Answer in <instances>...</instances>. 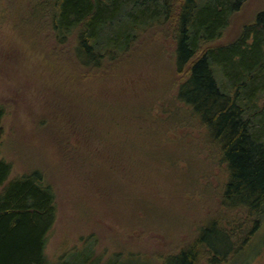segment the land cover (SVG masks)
<instances>
[{
  "label": "rangeland",
  "instance_id": "374dc122",
  "mask_svg": "<svg viewBox=\"0 0 264 264\" xmlns=\"http://www.w3.org/2000/svg\"><path fill=\"white\" fill-rule=\"evenodd\" d=\"M263 9L264 0H245L209 46L236 40ZM50 12L43 0H0V105L5 107L0 155L12 165L9 179L40 169L55 187L57 213L46 246L49 262L61 257L79 261L93 254L90 261L104 263L120 253L125 259L140 256L161 264L190 245L202 225L217 220L242 242L237 264H264V217L255 227L244 210L222 204L227 172L216 149L204 140V129L192 118L171 123L163 113L171 106L179 79L171 65L176 44L168 27L147 29L120 57L124 68L131 64L127 59L135 60L123 84L132 90L126 102L135 115V122L127 121L135 137L129 140L126 133L125 156L111 159L101 143L85 138L94 150L78 157L66 141L67 131L73 127L70 118L85 117L92 96L70 82L78 69L73 39L57 40ZM115 83L109 80L108 86ZM113 93L107 102L117 109L122 99L118 91ZM143 103L150 105L152 119L164 122L162 136L142 133L148 122L156 125L135 113ZM181 105L177 107L183 113ZM118 147L113 143V150ZM106 162L111 172L99 169Z\"/></svg>",
  "mask_w": 264,
  "mask_h": 264
},
{
  "label": "trees",
  "instance_id": "16d2710c",
  "mask_svg": "<svg viewBox=\"0 0 264 264\" xmlns=\"http://www.w3.org/2000/svg\"><path fill=\"white\" fill-rule=\"evenodd\" d=\"M43 1L47 8L51 6L57 40L65 43L73 39L78 69L72 71L75 76L71 74L70 82L92 96L87 99L85 117L81 120L77 114L70 118L73 127L67 131L66 141L78 157L94 150L93 140L101 143L105 156L117 160L125 156L126 133L129 140L135 137L127 121L135 122V115L126 102L132 90L123 84L135 60L127 59L131 64L124 68L120 57L147 29L167 26L176 44L171 65L179 79L171 106L163 113H168L171 123L192 118L202 126L204 140L216 149L227 172L222 204L244 210L257 227L264 217V9L236 40L210 47L245 0ZM109 80L115 81V86H108ZM112 91H118L122 99L117 109L107 102L114 97ZM146 104L135 113L155 123ZM177 105L183 107V113ZM4 115L5 107L0 105V139ZM163 123L157 121L156 127L148 122L149 129L143 127L142 133L150 130L162 136ZM73 138L78 143H73ZM85 138L90 140L87 145ZM113 143L120 149L113 150ZM99 169L111 172L107 162ZM11 171V163L0 155V264H150L140 256L125 259L120 253L104 263L90 261L93 254L79 261L61 257L56 263L49 262L46 246L57 213L55 187L43 170L9 179ZM238 240L237 233L210 220L190 245L165 257L161 264H237L243 251Z\"/></svg>",
  "mask_w": 264,
  "mask_h": 264
},
{
  "label": "bare ground",
  "instance_id": "6f19581e",
  "mask_svg": "<svg viewBox=\"0 0 264 264\" xmlns=\"http://www.w3.org/2000/svg\"><path fill=\"white\" fill-rule=\"evenodd\" d=\"M250 244V243H249Z\"/></svg>",
  "mask_w": 264,
  "mask_h": 264
}]
</instances>
